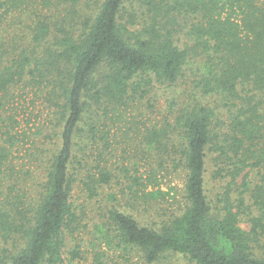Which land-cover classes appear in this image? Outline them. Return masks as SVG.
Listing matches in <instances>:
<instances>
[{"label":"trees","instance_id":"1","mask_svg":"<svg viewBox=\"0 0 264 264\" xmlns=\"http://www.w3.org/2000/svg\"><path fill=\"white\" fill-rule=\"evenodd\" d=\"M34 2L0 0V27L10 13ZM41 4L50 14L30 28L33 44L11 59L0 52V94L26 82L45 89L52 108L31 153L41 178L16 195L14 188L4 192L0 181V264L63 263L67 238L80 231L74 186L79 183L93 200L116 180L107 159L116 152L108 141L112 114L139 99L151 106L147 95L152 92L155 101L161 91L164 125L148 128L140 142L155 163L148 177L131 174L138 173L135 158L114 162L129 181L122 191L129 211L156 208L160 192L148 187L155 184V170L166 167L184 172V208L151 227L119 202L111 204L89 227L92 264H108L102 247L136 250L146 264L167 256L184 264H264V2ZM186 77L191 90L176 96L171 90ZM205 99L219 101L224 118ZM3 136L0 168L17 141L8 132ZM208 170L218 185L214 200ZM250 171L259 175L253 186ZM68 254L69 263L81 257L78 246Z\"/></svg>","mask_w":264,"mask_h":264},{"label":"rangeland","instance_id":"2","mask_svg":"<svg viewBox=\"0 0 264 264\" xmlns=\"http://www.w3.org/2000/svg\"><path fill=\"white\" fill-rule=\"evenodd\" d=\"M264 2V0H260ZM84 14L88 13L85 4L80 9ZM50 12L41 4V0H36L28 9L10 13L0 27V52L4 59L19 57L24 48L31 42V30L38 20L49 18ZM53 14V12H52ZM184 38L180 35L177 41L178 45L183 44ZM186 42V41H185ZM23 82L11 87L6 93L0 94V146L5 147L3 134L8 132L16 138L15 145L10 151L8 161L1 167L0 181L4 192L9 188H14L13 195L19 194V188L33 187L32 181H38L40 170L36 168V161L31 158V153L36 152L35 147L40 146L41 138H38L36 131L41 126L44 128V122L51 118L52 108L46 101L45 89ZM191 90V79L186 77L180 80L174 87L173 91L176 96H186V92ZM146 98L148 101L139 99L134 103H129L126 107L119 108L115 114H112L109 133L110 148H115L112 157H108V165L111 166L113 175L116 180L109 187L101 189L100 196L96 199H87L82 192L80 184L76 183L72 191V202L78 207L77 214L80 226L79 232L74 234V239L67 238L66 253L63 255L62 264H92V252L89 247L90 236L89 227L93 223L101 220V214L104 209L111 204L119 202V207L124 209L143 226H153L159 224L172 214L178 215L184 208L183 186L184 172L182 170L173 171L166 167L163 170H155V184L148 187V191H158L160 195L153 200L154 207L147 209H138V211H129L125 207L126 196L122 191L125 190L129 182L127 177L116 169V161L127 163L135 158L138 162V173L130 170L131 174L138 177L147 178L151 171V166L155 163L142 153L141 141L147 134V129L156 126L163 127L164 118L167 113L161 111L162 91L158 93V98H153L151 94ZM203 104L215 108L220 117L224 118L221 103L215 99L202 100ZM153 106V107H152ZM264 135V131H263ZM137 148L134 152V148ZM124 158V159H123ZM115 161V162H114ZM2 172V173H1ZM258 174L255 171L249 172V181L253 186L258 180ZM207 190L210 192V199L214 200L218 192L217 183L211 179L210 171L206 173ZM115 194L118 199L115 203L109 202L108 194ZM117 205V204H116ZM240 227L248 230L249 224L246 218L239 217ZM155 224V225H154ZM85 226V228H84ZM79 247L81 257L69 263L68 251ZM100 248V247H99ZM106 253L108 264H146L142 261L140 253L136 250H130L123 253L109 247H102ZM155 264H184L177 257L167 256Z\"/></svg>","mask_w":264,"mask_h":264}]
</instances>
